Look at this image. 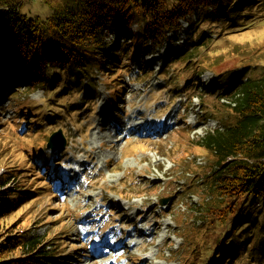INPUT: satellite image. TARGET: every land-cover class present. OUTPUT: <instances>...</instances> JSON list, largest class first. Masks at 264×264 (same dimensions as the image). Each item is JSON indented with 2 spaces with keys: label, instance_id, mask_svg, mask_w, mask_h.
Here are the masks:
<instances>
[{
  "label": "trees",
  "instance_id": "trees-1",
  "mask_svg": "<svg viewBox=\"0 0 264 264\" xmlns=\"http://www.w3.org/2000/svg\"><path fill=\"white\" fill-rule=\"evenodd\" d=\"M39 1L48 5L37 9H46L49 13L46 18L30 17L31 13L25 12L33 10L29 0H0V76L18 75L24 82L26 65L35 63L51 70L79 72V78L88 81L94 80L96 65L100 71L109 73L116 67L122 72L125 62L121 56L113 57L115 48L108 41L116 29L127 42V37L132 42L138 37L136 32L141 33L143 40L148 39L149 47L174 41L172 45L180 54L177 62L186 72L199 77L211 73L225 82L231 77L232 65L243 70L232 73L241 80L240 85L215 95L216 118L224 129L208 132L205 138V145L216 154L217 167L204 185L216 195L203 201L209 209V218L200 225L197 241L202 236L206 241L213 240L216 224L228 227L224 234L231 226L233 232H246L248 237L252 236L249 230L256 226L264 230V41L256 47L233 42L243 32L263 25L264 0ZM25 4L31 6L25 8ZM225 48H230L228 53H224ZM100 54L105 55L102 63L97 61ZM226 60L231 62L225 69L217 70ZM132 65L120 78L111 72V81L116 84L119 79L117 84L124 83L127 76L135 73L131 71ZM172 67L169 65L168 69ZM138 75L142 77L144 71ZM44 78L46 75L42 73L41 79ZM76 126L79 128L78 123ZM42 133L46 137L43 144L25 154H37L39 148H46L51 132ZM47 156L45 153L44 157ZM46 163L44 159L43 171L51 170L52 166L45 167ZM29 166L34 170L31 162ZM4 168L6 172L0 174V264L47 262L50 255L47 247L51 246L46 243L47 236H40L30 227L18 228V219L8 222L24 205L27 194L22 193V186L9 187L15 180L14 169L9 165ZM33 179L37 185L41 184L38 178ZM259 194L258 201L248 202L249 196ZM254 210H259L258 214ZM258 239L263 240L258 246L252 249L248 242L245 247L253 258L255 250L264 248V232ZM201 252V247H197V256Z\"/></svg>",
  "mask_w": 264,
  "mask_h": 264
},
{
  "label": "rangeland",
  "instance_id": "rangeland-1",
  "mask_svg": "<svg viewBox=\"0 0 264 264\" xmlns=\"http://www.w3.org/2000/svg\"><path fill=\"white\" fill-rule=\"evenodd\" d=\"M29 2L30 4H33V10L28 9L25 10V12L31 13V15L28 14L30 17L40 16L42 18H46L48 16L49 13L48 11H45L46 9L37 10L41 6L48 7L47 4L44 3L42 5L39 0H29ZM30 6L31 5L27 6V4H25L24 7L29 8ZM109 29L111 28H108V30ZM111 33L112 34L109 36L108 41L112 42L110 45L115 48L112 51L113 57L121 56L125 62L122 72L117 71L115 69L116 67L113 71H111L112 73L117 74L119 78L124 76V72L130 68V66L134 63V60L144 58L147 61L150 60L147 58L148 54L156 53L149 48L148 45H146L148 39L146 41L143 40L141 33L136 32V36L138 37L132 42H130V37L126 38L129 40L128 42L125 41L118 29ZM238 41L241 42V45H247L248 43L253 44L252 47L263 45L264 23L262 26L250 29V31H245L233 39V42ZM1 42L2 41H0V44ZM226 43L227 42L222 43L221 45L225 46ZM229 49L230 48H225L224 53H228ZM166 51L167 49L164 52ZM161 54L162 53H160V55ZM160 55L158 57H160ZM104 56L105 55L103 54L97 55V61L102 63L104 61ZM230 62V60H226L216 69H225ZM163 63H165V60L161 61V64ZM162 68V66H158V69L161 70ZM232 68L236 69V66L232 65ZM25 69L26 77L24 82L20 80L21 78H19L18 75L0 76V91L4 87L13 83L17 84L15 87L17 90L11 95L13 99H10L9 106V109H12L14 114L7 108L8 106L7 103L4 102L5 100L0 97L1 104L6 108V110H4L5 108L0 110V174L6 172L4 168L5 165L12 166L14 169L15 180L12 181L9 187L13 189L15 187L22 186L24 187L22 188V190H24L22 193L27 194L25 196L26 199L24 200V205L18 208V212L16 211L17 213L12 216L8 222L12 223L18 219V228L23 229L30 227L40 236H47L46 243L51 245L47 247V251L50 252V255L47 257L48 261L42 262L41 264H60V259L62 258L64 260V257H61L64 252L68 256H75L76 259H78V262L76 261V263H74L75 261L71 257V262L67 264H89V261L85 259V254L81 252L82 245L79 241L84 238L85 233H89L87 232L88 228H93V232H95L101 225L100 221H102L103 218H106V211L109 207L105 206V201H103V190L99 187L97 190L94 189L93 191H90V186L80 185L78 188V190L81 191L80 198L76 196L73 199L71 195L72 192H70L68 193V196H64L63 202L61 201V198H58V196L52 195L49 191V187L44 182L47 180L46 177L42 176V174L39 175L41 169L40 166H38V163L42 164L43 160L47 159V157H43L46 150H41L39 154H25V152L30 148L35 147L37 149V145L44 141L46 137L42 135L43 133L41 131L43 130L38 127L37 123H32L33 126L28 125L29 130L26 132H20L18 130L19 122L16 121L17 112L14 109V102L16 101L17 103L26 106V111L32 107L33 109H38L39 111L36 112V114H38L43 111L42 106H40L43 100L49 106H53L56 113L64 115L68 111L67 107L70 104L73 106L75 103L80 102V100L90 101L95 93H98L101 86L108 89L117 85L119 79L116 84H114L110 79L111 72L109 71L108 73L105 70L100 71L98 70L97 65L93 71V75L95 76L93 81L82 80L79 78V72H70L67 70L56 71V69L51 70L50 68H44L42 65L38 66L37 63L31 64V66L26 65ZM145 69L148 70V67L145 66ZM156 70L157 68L148 72V74L154 75L161 87H168V89H162L155 93H149L151 88L148 90V87L144 85L145 96L142 98L143 101L139 105L135 120H138L140 124L142 122L153 124L164 122L166 127H172V130L167 133H172L171 138L176 146H173L171 149H167L166 147L162 149L163 154L166 155L165 158H168L167 161H165V158L162 159L158 153L144 157L139 153L138 155L130 156L125 159V142H122L117 146L118 143H116V140L118 139L114 137L115 131L111 130L110 132L107 131L103 133L99 130V126L91 129L86 138L84 135L80 134L77 142H70L68 147L69 151L64 156L67 157L73 148L80 150L84 145H86L87 153L88 155H91L92 160L91 164L93 169L91 170L90 176L94 180L93 183L97 181V177L101 176L105 182V189L115 190L116 192L122 193L126 196L130 194L129 188L135 186L138 181L137 176L133 179H128L127 175L135 174V171H132V168H137L138 166L139 172L146 176L147 185L142 184V188L138 193V195L141 196L139 199H135V201L139 204L147 201H149L150 204L158 203L167 205L164 204L166 201L169 205L172 204L171 208L167 212V219H172L176 222L173 228H171L168 224L166 225L164 220L162 228L165 231L160 234H157L156 230L155 233L152 232L154 234L153 236L144 235L141 237L140 235L134 234L133 231L129 236H125L126 238L130 237L134 239L140 244H145L146 249H149L150 245H153L154 249L159 248V252H161L164 258H172L173 255L175 258L177 257V255H175V251L187 248L192 255L196 256V264H204L205 261L208 260L210 261V264H264V248L260 247L254 251L256 255L255 258L252 256L250 257L249 254H244L243 252L245 250L243 249V246L246 245L247 242H250V248L252 249L258 246L260 242H263V240L258 239L259 234L264 232L262 227L256 226L255 228L250 229L249 231L252 232V236L248 237L246 236V232H233L234 227L232 226L229 232L224 234L223 231H225L227 226L224 227L221 224H216L217 232L215 233L213 240L206 241L202 236L201 239L197 241V235L200 234V225L206 222L209 218V209L207 206L203 205V201H210L216 195L211 194V189L208 186H203L204 184L202 185L201 181L204 180L203 178H205V176H209L213 173L214 169L217 167L215 166L216 154L205 145V138L208 132H210L207 125L197 129L196 131L198 132L194 134L192 131L186 130L185 126L177 117H168L169 108H167L163 114L158 113L159 115L157 114L154 116L155 113H153L152 108L153 105L166 106L168 104L172 105L175 103L176 99L173 96H169L171 94L169 85L179 83L178 81L181 74L178 73L177 75H174V77L169 80L168 84L170 74L168 73V78H165L161 73L156 76L154 72ZM42 73L46 75V78L41 79ZM203 81H207L206 86L202 85ZM214 81L215 79H211V76H201L200 79L197 80V83L212 93L217 92V90H213L218 88V85L220 84L219 90L222 91L224 86L219 81L218 83H215L216 85L212 88ZM130 82L131 78L127 76L125 78V84L131 92L134 89L135 92H141L143 90V87L138 85L133 86V88L129 87L128 83ZM239 83L240 80L231 82V79H229L226 81V84L231 86ZM51 84H55V87L52 88ZM131 92L126 94L121 108H127L129 106V103L131 102ZM8 95L9 89L6 91V97ZM52 96H54V101L51 99ZM199 106H201V99L196 100L193 105V107ZM215 108L216 105L214 104V109ZM180 117L182 118L184 116L180 114ZM32 118V120H38V117L34 114L32 115ZM85 118L78 121L83 128H86V126L91 124V122L86 121ZM29 123H31V120ZM47 124L48 129L53 127L52 123ZM22 125L24 126L25 124ZM67 125L72 129L70 123ZM223 129L224 128L222 127L221 130ZM57 133H59V131L54 134ZM54 134H52L51 137ZM138 140L141 141L143 139L140 136L135 141ZM57 142H61V144H57ZM104 142L108 143V148L111 151L114 150L116 157L114 168L117 171H121L120 173H110L108 167L105 166L106 154L103 150H101V148L99 150L96 149V147H99L100 144L101 146L104 145ZM53 143L54 147L57 149L65 148L64 138L62 136H56ZM107 154L110 155V157L112 156V152L107 151ZM24 155L27 156L25 157ZM132 160L135 161L133 162ZM30 162H32L31 165L36 167V169L34 168L35 171L29 166ZM161 162H163V166L160 168L157 167V164ZM49 163L50 159L47 161V164ZM174 163L178 164V166L173 169L176 171L177 175L180 173H186L184 176V185L187 183H195V187L193 188L194 190L188 193L192 195L187 196L184 194L179 201L174 195L169 194L167 189H164L166 180H168L167 172ZM97 171L100 172L98 176ZM111 171L113 172V169H111ZM152 172L154 175H151ZM33 178H38L37 180H40L41 184L37 185L35 183L36 179ZM153 179L155 181L157 180V183L154 185L155 189L153 192L149 194V190L155 182H151ZM48 184L51 186L50 182H48ZM260 196V194L257 196L251 195L247 198V200L248 202L258 201ZM176 200L177 202L174 203ZM194 204L197 205V208L193 207ZM85 209L92 210V215L89 219H84L82 216V211ZM258 212L259 210L253 211L255 214H258ZM83 220L84 224L81 225L80 223ZM209 222H211V220H209ZM115 223L117 226L121 225L118 221H115ZM125 224L122 225L123 228ZM143 227L144 224L142 223L139 230L145 231L149 234V231L143 229ZM9 231H11V228ZM226 231H228V227ZM168 237H170L168 245L164 246V239ZM143 246L144 245L140 248H138L139 246L135 247L130 252L131 257H133L134 254L139 253ZM197 247H201V250L203 251L199 253L198 256L196 254ZM169 250L172 251V254ZM75 252L77 254H75ZM95 252L98 251L95 250ZM80 254L83 255V258H80ZM14 255L15 253H12V258ZM182 257H184V255H182ZM99 260L100 258H95V261L92 262V264H101V261ZM178 263L182 264L183 260ZM152 264H160V261H156ZM162 264H164V262H162Z\"/></svg>",
  "mask_w": 264,
  "mask_h": 264
},
{
  "label": "bare ground",
  "instance_id": "bare-ground-1",
  "mask_svg": "<svg viewBox=\"0 0 264 264\" xmlns=\"http://www.w3.org/2000/svg\"><path fill=\"white\" fill-rule=\"evenodd\" d=\"M2 98L6 99V93L5 92H3V94H2ZM57 144H61V143H57ZM80 256H81V254H80Z\"/></svg>",
  "mask_w": 264,
  "mask_h": 264
},
{
  "label": "water",
  "instance_id": "water-1",
  "mask_svg": "<svg viewBox=\"0 0 264 264\" xmlns=\"http://www.w3.org/2000/svg\"><path fill=\"white\" fill-rule=\"evenodd\" d=\"M50 146H52V143L50 144ZM166 203H167V201L164 204H166Z\"/></svg>",
  "mask_w": 264,
  "mask_h": 264
},
{
  "label": "clouds",
  "instance_id": "clouds-1",
  "mask_svg": "<svg viewBox=\"0 0 264 264\" xmlns=\"http://www.w3.org/2000/svg\"><path fill=\"white\" fill-rule=\"evenodd\" d=\"M210 132H215V131L212 130V131H210Z\"/></svg>",
  "mask_w": 264,
  "mask_h": 264
}]
</instances>
